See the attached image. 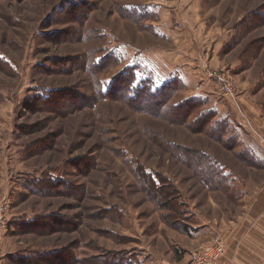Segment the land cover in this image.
I'll use <instances>...</instances> for the list:
<instances>
[{
    "label": "rangeland",
    "instance_id": "rangeland-1",
    "mask_svg": "<svg viewBox=\"0 0 264 264\" xmlns=\"http://www.w3.org/2000/svg\"><path fill=\"white\" fill-rule=\"evenodd\" d=\"M263 187L264 0H0V264H264Z\"/></svg>",
    "mask_w": 264,
    "mask_h": 264
},
{
    "label": "crops",
    "instance_id": "crops-1",
    "mask_svg": "<svg viewBox=\"0 0 264 264\" xmlns=\"http://www.w3.org/2000/svg\"><path fill=\"white\" fill-rule=\"evenodd\" d=\"M257 201L260 202V205L256 206L254 208L255 213L260 209L262 210V217H264V187L261 191V198H258ZM257 217L253 215L247 216L245 219L242 218V220L245 221L237 223V229H234L230 232H225L227 235L225 237L226 243H227V252L224 257V263L225 264H258L256 261V255L258 254V251L262 248L257 247L259 244L258 242V232L254 229H259L258 225H253L255 219ZM252 227V229H250ZM242 229H245L241 231ZM224 233V232H223ZM176 264H188V259H183L181 261L177 260L175 261Z\"/></svg>",
    "mask_w": 264,
    "mask_h": 264
},
{
    "label": "built area",
    "instance_id": "built-area-1",
    "mask_svg": "<svg viewBox=\"0 0 264 264\" xmlns=\"http://www.w3.org/2000/svg\"><path fill=\"white\" fill-rule=\"evenodd\" d=\"M224 81V79H221ZM226 91H230L228 86ZM9 202L6 199L0 200V236L3 231H7L9 227L8 216ZM226 247L222 239L216 238L210 243L203 246L201 249L195 251L190 255L188 264H224L223 257L225 255Z\"/></svg>",
    "mask_w": 264,
    "mask_h": 264
},
{
    "label": "trees",
    "instance_id": "trees-1",
    "mask_svg": "<svg viewBox=\"0 0 264 264\" xmlns=\"http://www.w3.org/2000/svg\"><path fill=\"white\" fill-rule=\"evenodd\" d=\"M132 77H134L133 76V73H132V75H131ZM131 76H129V77H131ZM142 90V89H141ZM103 93H104V91H103ZM127 93V92H126ZM45 94H47V95H50L51 94V92L50 91H47V92H44L43 94H41L40 96L42 97V99H44V100H46L47 99V96H45ZM105 94V93H104ZM103 95V94H102ZM156 95H154V97H155ZM49 98V97H48ZM41 101H43V100H41ZM146 172V171H145Z\"/></svg>",
    "mask_w": 264,
    "mask_h": 264
}]
</instances>
